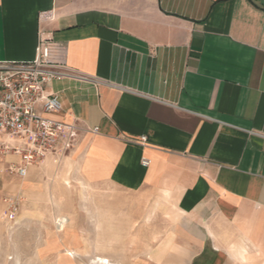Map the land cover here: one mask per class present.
<instances>
[{
  "label": "crops",
  "instance_id": "obj_1",
  "mask_svg": "<svg viewBox=\"0 0 264 264\" xmlns=\"http://www.w3.org/2000/svg\"><path fill=\"white\" fill-rule=\"evenodd\" d=\"M39 41L80 132L27 176L156 196L178 218L149 264H264V0H0V60Z\"/></svg>",
  "mask_w": 264,
  "mask_h": 264
},
{
  "label": "rangeland",
  "instance_id": "obj_2",
  "mask_svg": "<svg viewBox=\"0 0 264 264\" xmlns=\"http://www.w3.org/2000/svg\"><path fill=\"white\" fill-rule=\"evenodd\" d=\"M0 162V264H149L178 215L156 196L78 175L20 178ZM16 201L5 216L6 198ZM150 258V260H149Z\"/></svg>",
  "mask_w": 264,
  "mask_h": 264
},
{
  "label": "built area",
  "instance_id": "obj_3",
  "mask_svg": "<svg viewBox=\"0 0 264 264\" xmlns=\"http://www.w3.org/2000/svg\"><path fill=\"white\" fill-rule=\"evenodd\" d=\"M68 76L66 65L51 59L47 41L37 43L32 60H0V162L9 174L24 178L31 166L50 155L63 157L76 145L80 127L59 116V97L48 91L52 81ZM5 203V216L13 219L16 201L9 197Z\"/></svg>",
  "mask_w": 264,
  "mask_h": 264
}]
</instances>
